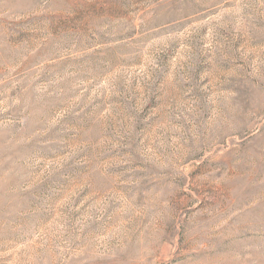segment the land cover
Returning a JSON list of instances; mask_svg holds the SVG:
<instances>
[{"label": "rangeland", "instance_id": "374dc122", "mask_svg": "<svg viewBox=\"0 0 264 264\" xmlns=\"http://www.w3.org/2000/svg\"><path fill=\"white\" fill-rule=\"evenodd\" d=\"M0 264H264V0H0Z\"/></svg>", "mask_w": 264, "mask_h": 264}]
</instances>
